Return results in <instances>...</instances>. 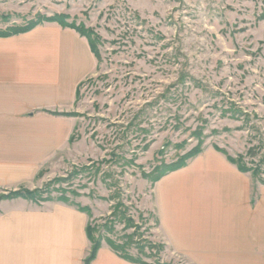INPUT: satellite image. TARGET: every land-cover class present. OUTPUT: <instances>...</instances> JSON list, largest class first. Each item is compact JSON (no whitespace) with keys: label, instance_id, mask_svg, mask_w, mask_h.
Listing matches in <instances>:
<instances>
[{"label":"rangeland","instance_id":"rangeland-1","mask_svg":"<svg viewBox=\"0 0 264 264\" xmlns=\"http://www.w3.org/2000/svg\"><path fill=\"white\" fill-rule=\"evenodd\" d=\"M59 18L94 40L97 71L52 113L73 129L62 150L1 190L0 228L68 207L102 253L177 264L154 236L159 181L214 152L264 191V0H0V33ZM21 190L42 201L8 199Z\"/></svg>","mask_w":264,"mask_h":264},{"label":"crops","instance_id":"crops-1","mask_svg":"<svg viewBox=\"0 0 264 264\" xmlns=\"http://www.w3.org/2000/svg\"><path fill=\"white\" fill-rule=\"evenodd\" d=\"M96 71L87 39L58 24L0 38V192L40 172L62 150L73 129L52 113L71 111L80 84ZM253 194L247 176L214 152L164 177L153 197L160 220L154 236L166 246L165 258L264 264V191ZM56 209L9 223L7 233L0 228L6 238L0 264H85L86 221L81 225L80 214L68 207L49 216ZM102 252L92 264H129Z\"/></svg>","mask_w":264,"mask_h":264},{"label":"trees","instance_id":"trees-1","mask_svg":"<svg viewBox=\"0 0 264 264\" xmlns=\"http://www.w3.org/2000/svg\"><path fill=\"white\" fill-rule=\"evenodd\" d=\"M51 22H55L58 25H60L61 27H63V28H70V29L76 30L82 37H87L89 45H90V48H91L93 54L95 55L96 58L99 57V53H98V51L96 49V44L94 43V40L88 34H86L85 32H83L80 29H77L74 26H69L63 20V18L62 19L59 18V19H56V20H51ZM41 24H43L41 21H37V22L32 23L31 25H29L25 29H21V30H17V31L14 30V31L5 32V33H0V38H8V37H12V36H15V35H20V34H24V33L30 32V31L34 30L36 27L40 26ZM56 114L60 115V113H56ZM229 160L233 164L237 165L238 168L242 172H247L246 170H244V168H242V166L239 163L235 162L233 159H230V158H229ZM182 167L183 166H180V167L176 168L175 170L181 169ZM37 193H38V190L37 191H23V190H21V191H18V192L10 193L8 195V199L21 197V198H24V199H27V200H31V201H34V202L35 201L36 202L37 201L41 202L42 200L40 198L39 199L35 198ZM61 201L67 202L66 200H62V199H61ZM79 210L81 212H84L80 208H79ZM87 237L90 240V242L92 244V247H91V251H90L89 256L85 260V264H91L92 262H94L96 260V258L98 256V253H99L100 249L102 248V245H101L100 240L92 238V236L90 234L89 227H87ZM109 245L116 253H118V256H120V258H122L124 260H128V258H126L124 255L120 254L121 252H119V250L117 248H115L112 244L109 243Z\"/></svg>","mask_w":264,"mask_h":264}]
</instances>
